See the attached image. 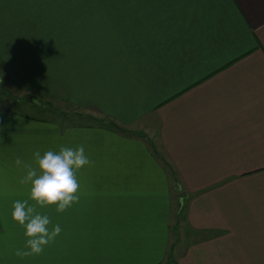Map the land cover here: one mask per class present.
I'll list each match as a JSON object with an SVG mask.
<instances>
[{
  "label": "crops",
  "instance_id": "1",
  "mask_svg": "<svg viewBox=\"0 0 264 264\" xmlns=\"http://www.w3.org/2000/svg\"><path fill=\"white\" fill-rule=\"evenodd\" d=\"M0 75L118 128L0 107V264H264V0H0ZM80 145L79 202L17 257L24 164Z\"/></svg>",
  "mask_w": 264,
  "mask_h": 264
},
{
  "label": "clouds",
  "instance_id": "2",
  "mask_svg": "<svg viewBox=\"0 0 264 264\" xmlns=\"http://www.w3.org/2000/svg\"><path fill=\"white\" fill-rule=\"evenodd\" d=\"M33 102H36L35 100ZM17 166L22 161L15 160ZM91 164L83 145L61 146L43 154L34 153L32 163L24 164L25 175L21 185L27 186V198L12 204L11 219L23 229L24 245L15 255L21 259L40 256L54 243L62 229L44 210L54 209L64 213L80 199L78 173Z\"/></svg>",
  "mask_w": 264,
  "mask_h": 264
},
{
  "label": "rangeland",
  "instance_id": "3",
  "mask_svg": "<svg viewBox=\"0 0 264 264\" xmlns=\"http://www.w3.org/2000/svg\"><path fill=\"white\" fill-rule=\"evenodd\" d=\"M51 30H55L53 27L48 28V32L50 35ZM52 34V32H51ZM8 83H5L4 78L0 75V107L2 105L9 106L10 108L16 109V111H21L23 113H28L31 115H35L37 117L45 116L46 114H52L54 117L61 119L58 113L63 114V121L65 124H78V125H87L93 124L88 116L89 114H85L82 111L67 105L57 104L55 102H45L39 99L40 103L43 104L44 108L37 106L38 100L35 99L36 102L30 100V96L25 95L23 92L13 89ZM10 89H8V88ZM36 104V105H34ZM46 107V108H45ZM57 113V114H56ZM70 117V118H69ZM88 117V118H87ZM3 204H0V210L2 209ZM179 215L176 218V225L178 227Z\"/></svg>",
  "mask_w": 264,
  "mask_h": 264
},
{
  "label": "trees",
  "instance_id": "4",
  "mask_svg": "<svg viewBox=\"0 0 264 264\" xmlns=\"http://www.w3.org/2000/svg\"><path fill=\"white\" fill-rule=\"evenodd\" d=\"M89 118H90V120L92 121L93 124H97V125H101V126H105V127H109L110 125H112L109 128L118 129V128L115 127L114 124H109L106 120H99V119H95V118H92V117H89Z\"/></svg>",
  "mask_w": 264,
  "mask_h": 264
}]
</instances>
